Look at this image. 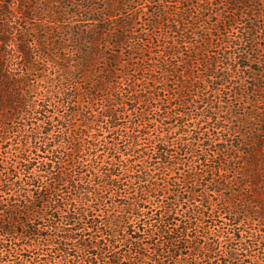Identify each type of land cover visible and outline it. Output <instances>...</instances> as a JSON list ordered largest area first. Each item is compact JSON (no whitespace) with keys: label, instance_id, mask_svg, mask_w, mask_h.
I'll use <instances>...</instances> for the list:
<instances>
[{"label":"trees","instance_id":"trees-1","mask_svg":"<svg viewBox=\"0 0 264 264\" xmlns=\"http://www.w3.org/2000/svg\"><path fill=\"white\" fill-rule=\"evenodd\" d=\"M0 264H264V0H0Z\"/></svg>","mask_w":264,"mask_h":264}]
</instances>
